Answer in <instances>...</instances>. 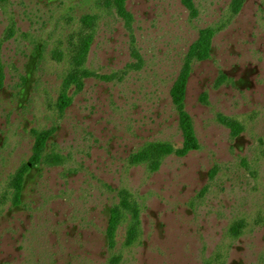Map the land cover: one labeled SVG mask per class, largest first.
Wrapping results in <instances>:
<instances>
[{"label":"rangeland","instance_id":"374dc122","mask_svg":"<svg viewBox=\"0 0 264 264\" xmlns=\"http://www.w3.org/2000/svg\"><path fill=\"white\" fill-rule=\"evenodd\" d=\"M125 6L129 19L106 0L0 3V264H264V0L237 15L232 0ZM206 29L211 56L193 63L185 101L199 148L157 171L132 164L149 144L182 148L171 89ZM91 32L90 77L61 110L73 44ZM221 117L239 124L236 137ZM43 131L56 159L30 168L16 203L11 181ZM125 197L140 228L128 246L127 213L112 250Z\"/></svg>","mask_w":264,"mask_h":264},{"label":"trees","instance_id":"16d2710c","mask_svg":"<svg viewBox=\"0 0 264 264\" xmlns=\"http://www.w3.org/2000/svg\"><path fill=\"white\" fill-rule=\"evenodd\" d=\"M10 0H0V3H7ZM109 6H115L119 16L124 19H129V13L126 11L127 0H106ZM246 0H232V11L234 15H237L242 10ZM193 9L192 5L189 6ZM95 17L86 16L82 19V24L87 30L93 31L95 27ZM215 35L213 29H206L201 31L199 39L190 47L189 52L186 56L182 71L174 83L171 89L172 102L179 115V126L183 135L182 148L176 149L172 144L169 143H155L149 144L141 151L131 157L132 164H147L152 171H157L162 161L170 155H177L185 157L192 151L199 148L198 139L196 136L194 123L192 117L186 111V92L188 79L191 75L192 65L194 62H203L210 58L212 50V40ZM93 42L92 32L85 34L73 44L72 50V69L68 73L62 94L59 97L58 106L61 110H64L69 104V98L67 92L71 86H75L77 89H82L84 85V79L90 77V73L86 70L85 64L87 60L90 47ZM4 68L0 57V91L4 86ZM220 121L232 130V134L236 137L241 127L235 121L221 117ZM35 144L33 148V155L30 161L23 165L19 172L14 176L11 181L15 194L14 200L19 203L23 183L25 176L28 174L30 168L38 166L42 161L50 163V160H55L56 157L46 156V144L50 136V131L35 132ZM131 215V224L127 232L126 244L129 246L136 240L140 228L139 209L136 204H133L127 197L123 198L119 204L112 210L111 218L107 229V238L110 248L113 250L116 244V235L119 227L126 219V214ZM118 261L116 258L113 263Z\"/></svg>","mask_w":264,"mask_h":264}]
</instances>
